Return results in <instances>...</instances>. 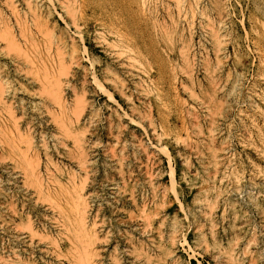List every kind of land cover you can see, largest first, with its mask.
<instances>
[{
	"label": "rangeland",
	"instance_id": "374dc122",
	"mask_svg": "<svg viewBox=\"0 0 264 264\" xmlns=\"http://www.w3.org/2000/svg\"><path fill=\"white\" fill-rule=\"evenodd\" d=\"M2 1L0 7L5 8ZM16 1L22 11L28 10L25 0ZM34 1L47 28L59 38L65 64L55 62L59 49L47 44L45 30L35 26L38 47L30 34L21 38L16 31L22 48L28 49L21 52L24 58L0 40V63L7 64L3 74L15 90L5 99L8 107L3 102L0 106V264H21L16 253L28 258L31 251L34 260L74 264L78 254L75 245L80 242L65 230L66 218L55 202L51 205L46 199L48 193L40 192L37 178L30 177V165L38 161L33 160L35 152L41 159L44 187L55 178L69 184L59 166L63 173L75 170L83 175L60 154L64 147L52 136L57 125L44 108L51 98L40 85L52 72L64 74L68 104L80 96L85 102L81 126L87 131L91 162L84 194L87 217L98 238L92 246L98 254L91 259L93 264H115L116 258L120 264H145L134 249L143 245L160 255V244L172 251L168 264H264V0H225L223 13L209 0H191L188 3L196 7L198 2L199 9L193 13L187 8L186 14L178 11L174 0H146L144 6L142 0ZM212 29L224 35L220 61ZM181 38L191 45L194 83L184 73ZM6 47H11L9 52ZM72 49L76 52L70 60ZM25 55L53 59L55 68L47 73L40 66L36 69ZM209 67H215L221 85L216 105L207 102L203 92ZM95 78L115 100L104 95ZM37 102L39 107L34 108ZM11 123L25 137H34L37 148L24 140L14 149L8 140L12 134H6L17 133ZM50 170L55 174L51 180ZM59 201L68 211L66 200ZM146 213L152 215L150 220H145ZM28 215L38 226L37 235L25 227ZM54 218L65 232L61 250L43 237L45 227L56 236L59 225Z\"/></svg>",
	"mask_w": 264,
	"mask_h": 264
},
{
	"label": "bare ground",
	"instance_id": "6f19581e",
	"mask_svg": "<svg viewBox=\"0 0 264 264\" xmlns=\"http://www.w3.org/2000/svg\"><path fill=\"white\" fill-rule=\"evenodd\" d=\"M20 1V0H19ZM61 1V0H60ZM74 1V0H73ZM143 1V6L145 4H147L146 0H142ZM152 1V0H151ZM175 1V5L178 9V11L181 13V12H185L186 14V10L187 8L192 11L193 13H195V10L198 8L199 9V6H198V2H196V7H194L192 4H189L188 2H192L191 0L188 1V0H174ZM212 5L218 9V11L220 13H223L224 11H226V8H225V0H209ZM17 1L16 0H3L2 3H4V5L6 6L4 8V6H1L0 7V40L3 39L5 42H7V45H11L13 46V48L11 49V47H6L8 48V52L10 51L9 48L11 50L15 48H17L18 52L20 53V55H22V57L24 58L23 54H25V51H23L24 49L22 48L21 44H20V38H18L19 34L21 32V38H23V35H25V33L27 34H30V35H27L29 38H31V42L34 44L33 46H36L38 47V43L36 42L35 38L33 37V26L36 27L37 30H45L43 31L45 34V42L47 44H50V46L52 47V45H56L57 48V51H58V58L55 60V62L57 64H59L60 66H64L63 64H65V61H64V53L62 50H60L61 48H59L60 44H59V38L56 39V37L54 36V33L49 29L47 28V21L45 22V20H43V17H42V14H40V6L38 4V2H35L34 0H25V3L26 5H28V10L27 11H22L20 8H19V5L16 3ZM52 2V1H51ZM150 2V1H149ZM153 2V1H152ZM208 2V1H207ZM77 3H78V0H77ZM142 3V2H141ZM65 4V3H63ZM69 4H75V2H69ZM81 4V3H80ZM194 4V3H193ZM65 5L68 6V4L66 3ZM66 6V8H67ZM73 6L75 5H72L71 6V9L72 11L70 10V14L73 12V10L75 9ZM230 6V5H229ZM27 7V6H26ZM65 8V7H64ZM143 8V7H142ZM148 8V7H147ZM208 8V6H207ZM68 9V8H67ZM66 9V10H67ZM69 9H70V6H69ZM78 9V8H76ZM150 9V8H149ZM149 9H146L149 11ZM201 9V7H200ZM25 10V9H24ZM205 8H202V13L204 14L205 12ZM10 12V15L9 13ZM69 11V10H68ZM78 11V10H77ZM143 11V10H142ZM69 13V12H67ZM77 13V12H76ZM151 13V12H150ZM162 13V12H161ZM193 13H191L193 15ZM155 14V13H154ZM73 15V13H72ZM74 15H76L74 13ZM195 15V14H194ZM72 17V16H71ZM75 18V17H74ZM73 18V19H74ZM157 18V17H156ZM76 21V19H75ZM74 22V21H72ZM74 25V23H73ZM77 26V25H76ZM17 30H20L18 33L16 32ZM43 34V33H41ZM210 35H211V38H212V41L214 43V52H215V56L217 58V61H220L221 58H222V55H223V52L225 50V40H224V35L222 33V30H219V29H212L210 30ZM20 37V36H19ZM43 37V35H42ZM62 38V37H61ZM40 39V38H39ZM43 39V38H42ZM25 40L26 37H25ZM63 40V39H61ZM2 41V40H1ZM23 42V41H22ZM21 42V43H22ZM30 42V41H29ZM44 42V41H43ZM44 42V43H45ZM62 42V41H60ZM32 43H30L32 45ZM65 43V42H63ZM61 43V45L63 44ZM181 55H182V65H183V68H184V73H186L187 75V78L189 79V81H191L192 83L195 82V78H194V57L192 55V50H191V45L182 40L181 38ZM46 44V46H47ZM5 45V44H4ZM31 47V48H34V47ZM45 46V45H44ZM114 47V46H113ZM5 48V47H3ZM46 48V47H45ZM44 48V49H45ZM49 48V46L47 47V49ZM75 48V47H74ZM117 48V47H116ZM36 49V48H34ZM38 49V48H37ZM36 49V50H37ZM51 49V48H50ZM50 49H49V52H50ZM3 49L1 48V51ZM6 50V49H5ZM26 50V49H25ZM28 50V49H27ZM26 50V51H27ZM35 50V51H36ZM52 50V49H51ZM46 51V49H45ZM78 51V50H77ZM14 52V50H13ZM12 52V53H13ZM17 53V51H15ZM22 52V53H21ZM76 52L75 49H72L71 50V53H70V60L71 58L74 56V53ZM11 53V52H10ZM36 53V52H35ZM51 53V52H50ZM27 54V52H26ZM29 54V53H28ZM32 54V53H31ZM39 54V53H38ZM47 54H48V51H47ZM9 55V53L7 54ZM12 55V54H11ZM19 54L17 56H20ZM35 55V54H34ZM40 55V54H39ZM26 56V55H25ZM51 56V54L49 55ZM53 56V55H52ZM21 57V56H20ZM19 58V57H18ZM27 58V60H29V63L32 64L36 69L37 67L40 66V68H42V70H44V72L47 73L48 72H51L50 69L52 67L55 68L54 64L53 63V59H49V60H43L41 59V56H35V57H31V55L29 57H25ZM48 58V56H47ZM77 58V57H75ZM27 60H25L27 62ZM39 60V61H38ZM75 60V59H74ZM73 60V61H74ZM50 62V64H49ZM28 63V64H29ZM71 63V62H70ZM219 63V62H218ZM7 65L6 63H0V77H2V79H6L5 74H3L4 70H3V67ZM52 65V66H51ZM218 65V64H217ZM26 66V65H25ZM31 66V67H33ZM50 66V67H49ZM66 66H67V63H66ZM69 66V65H68ZM59 67V66H58ZM30 68V67H29ZM57 68V67H56ZM18 69V68H17ZM39 69V68H38ZM58 69V68H57ZM63 67L60 69L62 70ZM66 69V68H65ZM70 69V67H69ZM34 70V69H33ZM41 70V69H40ZM18 71V70H17ZM20 71V70H19ZM26 72H28L26 69H25ZM30 71V69H29ZM37 72V70H35ZM66 71V70H65ZM207 71V82H208V88L207 89H204L205 91L204 94H205V99L207 102H211L213 104L216 105V102H217V96L221 90V85L218 83V78L216 79L215 78V75L214 73L216 72V69L215 67H209L206 69ZM22 72V70L20 71ZM31 72H32V68H31ZM39 72V71H38ZM37 72V74H38ZM41 72V71H40ZM44 72L41 74L42 77L45 78L44 75ZM24 73V72H23ZM45 73V74H46ZM54 73V72H52ZM51 73V76L48 74L46 76V81L44 84H40L41 86L43 85L42 87V91L43 93L46 95H48L50 98H51V101L50 103H48L44 108H46V112L50 113L51 115V120L54 121V123L57 125V131L55 132V134L52 136H54L56 139V142L57 144L59 143V145H62L64 147V152L62 153L60 151V154H63L64 158H67L68 160H70V162H74L77 167L79 168V170L81 171V174H85L86 176L82 177L79 175H77L78 173H76L75 170H70L69 172L66 173H63V171H61V168L60 166L58 167V170L59 172H61V174L63 176H66L68 178V183H64L63 181H61V179L59 178H55L53 180H51L52 177H54L55 174H52L51 173V170H50V177L48 176V178H50V184L48 182V186L46 185L44 187V184H42L40 182V177L41 176V171H39V167H40V162L39 160L40 157H39V154L37 155L35 152V157L37 159H34L33 160H38L37 163L36 161H34L32 163V158L28 156V160L29 162L31 161V170H30V177H33L31 175H34V179L35 177L37 178L35 180V182L37 183L38 182V188L40 189V192L41 191H44L45 193H48L45 194L47 196L46 199L49 200V203L51 201V205H52V202H55V206L58 207V213H61L65 218H66V222H64V227H65V230L68 231V233L70 232V234L72 233L73 234V239H75V242L77 243V240H79L78 242H80V246L79 245H75V248H76V251H77V256H74L75 257V262L74 264H93L91 259L93 260V257H96V254L95 255V252L92 250L93 249V245L95 244V241L98 239V238H95L97 236V233H95L93 227L95 226V224L93 223H89V220H88V217H87V213H88V205H87V201H86V198H85V194H84V189L86 187V183L88 180V175H89V165H90V158H89V154H88V150H87V146H86V137H87V131L85 129L82 128L81 126V119L83 117V115L85 114V105H84V101L83 99L80 97H76L75 99V102L73 105H71L70 103L68 104L67 100L65 99V94H64V85H65V82H64V78H62V76L64 75H58L55 74V75H52ZM61 73H64L61 72ZM27 74H30V73H27ZM33 74V73H31ZM7 75V74H6ZM26 76V75H25ZM33 76V75H32ZM50 76V77H49ZM37 77L38 79L37 80H40L38 76H35ZM34 78V76L32 77ZM0 78V106H1V103L3 102L4 106H7L8 107V103H6L5 99H7L8 97L10 98V95H12L15 90L12 88V85H10L9 83V78L7 76V79L6 80H2ZM111 79V78H110ZM34 80H36L34 78ZM36 80V81H37ZM42 80V79H41ZM40 80V81H41ZM112 81V80H111ZM94 82L96 83V85L98 87H100L101 91L104 92V95L111 101L115 100L114 99V96L111 92H109L108 90H106L100 83V81L95 78L94 79ZM123 84V83H122ZM189 90V89H188ZM29 92L31 93V91L29 90ZM37 92V91H36ZM41 92V91H39ZM42 93V94H43ZM191 94H194L192 91H190ZM47 96V97H48ZM46 97V96H45ZM75 98V97H74ZM84 98V96H83ZM46 100V99H45ZM11 102V101H10ZM21 102V101H20ZM23 102V101H22ZM24 103V102H23ZM2 104V105H3ZM42 104V103H41ZM34 105V108H37V106L39 107V104L38 102L33 104ZM32 105V106H33ZM43 106H44V103H43ZM10 107V106H9ZM3 108V107H2ZM1 108V109H2ZM12 108V107H11ZM54 108H57L58 110L54 109ZM0 109V110H1ZM9 109V108H8ZM7 109H3V111L6 112ZM37 111H40V110H37ZM8 112V110H7ZM6 112V113H7ZM13 112V111H12ZM42 113V112H41ZM15 114V113H13ZM9 115V114H8ZM42 115V114H41ZM14 115H12L13 117ZM15 117V116H14ZM34 117V116H33ZM17 117H15L16 119ZM20 118V117H19ZM32 118V116H31ZM38 118V117H37ZM12 119V118H11ZM21 120V119H19ZM39 120V119H38ZM13 121V120H12ZM17 121V120H16ZM14 121V122H16ZM35 121V120H34ZM41 121V120H40ZM18 122V121H17ZM133 122V121H132ZM135 122V121H134ZM137 123V122H135ZM12 124V123H11ZM29 124V122H28ZM27 124V125H28ZM13 126H15L14 128H16L15 130H17V133H14L13 131H10L7 132L6 134H12L9 136L8 140L11 141V145L14 146L17 142L21 143L25 140V142L27 143V145L31 146L33 145L34 147L33 148H37L35 144V141H34V137L32 136H29L28 134V138L25 137V135H23V133H21L19 127L17 124H12ZM29 126V125H28ZM1 127V126H0ZM6 127V126H5ZM9 128V126H8ZM7 128V129H8ZM28 128V127H27ZM23 129V128H22ZM2 130V129H1ZM34 130V129H33ZM8 131V130H7ZM35 132V131H34ZM33 132V134H34ZM43 132V131H42ZM2 133V132H1ZM5 133V132H4ZM27 133V131H26ZM212 133V132H211ZM44 134V133H43ZM42 134V136H43ZM3 135V134H2ZM15 135V136H13ZM4 136V135H3ZM6 136V135H5ZM27 136V135H26ZM35 136V135H34ZM46 137H44L45 139ZM160 138V137H159ZM43 139V137H42ZM41 139V140H42ZM53 139V140H54ZM4 140H7V138H5ZM8 141V142H9ZM55 141V140H54ZM1 142V140H0ZM7 142V143H8ZM43 141H41L42 143ZM45 142V140H44ZM6 143V144H7ZM24 143V142H23ZM25 143V145H26ZM46 143H47V140H46ZM2 144V142H1ZM0 144V145H1ZM5 144V142H4ZM46 145V144H45ZM17 146V144H16ZM14 146V149L15 147ZM42 146V145H41ZM9 147V146H7ZM20 147V145L16 148L18 149ZM43 147H45L43 145ZM55 147V145H54ZM89 147V146H88ZM9 148H12L13 147H9ZM26 148V147H25ZM29 148V147H27ZM46 148V147H45ZM32 149V148H31ZM23 151L24 148H22ZM30 150V149H28ZM34 150V149H33ZM39 150V149H38ZM46 150V149H45ZM165 150V149H164ZM20 154L22 153L21 152V148L19 150ZM36 151V150H35ZM48 150H46V154L48 156V158L52 159V155L47 152ZM58 151V150H57ZM12 152V151H11ZM32 152V151H31ZM30 152V153H31ZM51 152V151H50ZM14 153V152H13ZM25 153V152H24ZM22 153L21 156L24 154ZM33 153V152H32ZM45 153V152H44ZM27 154V153H25ZM168 154V152H167ZM15 155V154H14ZM17 155V154H16ZM15 155V156H16ZM20 155H18L19 157ZM25 157V155H23ZM22 156V157H23ZM21 157V161L23 160ZM27 157V156H26ZM33 157V156H32ZM20 158V157H19ZM31 160H30V159ZM39 158V159H38ZM26 159V158H24ZM27 159L24 161L26 164H27ZM48 160V159H47ZM53 162V161H52ZM29 164V163H28ZM56 164V163H55ZM20 165V164H19ZM18 165V166H19ZM25 166V165H24ZM58 166V165H56ZM21 167L23 168V166L21 165ZM48 167V166H47ZM29 168H27L29 170ZM56 168V167H55ZM25 170V168L23 169V171ZM27 170V171H28ZM26 172V171H25ZM24 172V173H25ZM47 172H49L47 170ZM78 172V171H77ZM80 174V175H81ZM28 175V174H26ZM40 176V177H39ZM47 176V175H46ZM27 180H28V176L26 177ZM87 178V179H86ZM30 182L33 180H31L29 178ZM49 180V179H48ZM43 181V180H42ZM29 182V181H28ZM53 182V184H52ZM171 182L174 186V183H175V178H174V173L172 171L171 173ZM33 183V181H32ZM44 183V182H43ZM46 183V182H45ZM34 184V183H33ZM47 184V183H46ZM35 186V184H34ZM36 187V188H37ZM43 193V192H42ZM44 195V193H43ZM57 198L59 200H61V198L65 199L67 204H68V211H66V209L63 207V205L61 204V202L59 200H57ZM45 199V201H46ZM224 207V206H223ZM54 208V206L52 207ZM21 216V215H20ZM152 215L146 213V216L144 217L145 220H150ZM27 217V216H26ZM63 217H61L60 219H62ZM96 218V217H95ZM52 221H53V218H51ZM56 219V223H58V231L56 232V236H53L52 234H50V232H52L51 229L48 228H44V232H45V237L46 239L48 238V240L51 241L52 245L53 246H56L57 248H59V250H61V245H60V241H63L64 238H63V235L65 234V232L62 230L61 228V225H60V222L57 221V218H54V220ZM27 220V223L25 222V227L28 229V231L32 234V235H37L39 233V230H38V226H35V222L32 223V220L30 218V215H28V218L26 219ZM50 220V219H49ZM63 220V219H62ZM22 223V221H21ZM24 225V223H22ZM35 224V225H34ZM62 227H63V223H62ZM174 229V228H173ZM65 236V235H64ZM42 237V238H43ZM83 237H85L83 239ZM63 238V240H62ZM67 238V237H66ZM70 239V238H69ZM70 242V241H69ZM73 242V240H72ZM183 243V242H181ZM73 244V243H72ZM74 246V245H73ZM55 247V248H56ZM160 247V250H161V253L162 254H154L155 253V250H147L145 248V246L143 245H140L138 247H136V249H134L135 253L137 254V257H143L144 258V262L145 264H168V260H167V257L170 256L172 254V251H170L169 249L170 248H167L166 246H162V244L159 245ZM31 249H34L33 247ZM30 249V250H31ZM95 249V248H94ZM54 250V248L52 249ZM73 250V249H72ZM75 251V250H74ZM133 251V252H134ZM19 252V251H18ZM55 252V251H54ZM16 253V252H15ZM57 253V252H56ZM158 253V252H157ZM59 254V253H58ZM61 254V253H60ZM228 254V253H227ZM73 254H71L72 256ZM92 255V256H91ZM231 255V254H230ZM16 256H18V261L19 263L21 264H24V262H28L26 264H38V260L36 259H40L43 263H48V260L44 257L42 258H38L36 257V259L34 260L35 258V253L33 251H31L29 254H28V258L24 255H22V252L19 253H16ZM29 256H31V258H29ZM58 256V255H57ZM61 256V255H60ZM70 256V255H69ZM62 257V256H61ZM73 258V257H72ZM60 259V258H59ZM70 259V258H69ZM26 260V261H25ZM219 260V259H218ZM59 261V260H58ZM115 264H120V260L119 259H115ZM51 262V261H50ZM49 262V263H50ZM95 262V261H94ZM48 263V264H49ZM56 263V262H55ZM50 264H53V263H50ZM96 264V263H94ZM131 264V263H130ZM134 264V263H132ZM173 264V263H172Z\"/></svg>",
	"mask_w": 264,
	"mask_h": 264
}]
</instances>
